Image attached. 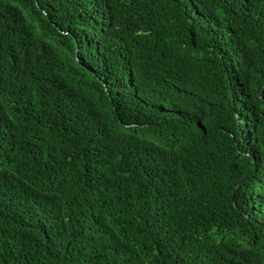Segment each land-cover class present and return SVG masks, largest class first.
<instances>
[{
  "label": "trees",
  "instance_id": "1",
  "mask_svg": "<svg viewBox=\"0 0 264 264\" xmlns=\"http://www.w3.org/2000/svg\"><path fill=\"white\" fill-rule=\"evenodd\" d=\"M0 264H264V0H0Z\"/></svg>",
  "mask_w": 264,
  "mask_h": 264
}]
</instances>
